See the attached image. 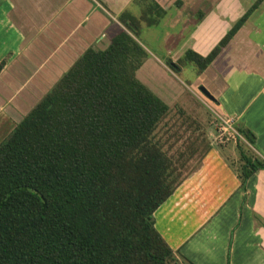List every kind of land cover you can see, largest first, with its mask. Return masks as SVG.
<instances>
[{"label": "trees", "instance_id": "obj_1", "mask_svg": "<svg viewBox=\"0 0 264 264\" xmlns=\"http://www.w3.org/2000/svg\"><path fill=\"white\" fill-rule=\"evenodd\" d=\"M261 2L206 56L187 50L166 65L202 73ZM118 21L124 30L104 50L87 49L0 142V264H190L158 233L153 214L198 148L181 161L163 149L158 131L171 108L136 78L148 57L140 23L127 13ZM237 131L254 144L251 132ZM241 145L244 188L264 159Z\"/></svg>", "mask_w": 264, "mask_h": 264}, {"label": "crops", "instance_id": "obj_2", "mask_svg": "<svg viewBox=\"0 0 264 264\" xmlns=\"http://www.w3.org/2000/svg\"><path fill=\"white\" fill-rule=\"evenodd\" d=\"M255 1L0 0V142L87 49L104 50L124 30L121 14L141 29L168 20L174 30L162 41L175 64L187 50L206 56ZM137 40L148 54L138 81L169 108L187 107L188 95L198 99L195 90L205 88L208 105L251 132L248 147L264 159V0L206 70L179 66L195 69L191 84ZM236 148L210 147L153 214L180 261L264 264V170L242 188Z\"/></svg>", "mask_w": 264, "mask_h": 264}, {"label": "rangeland", "instance_id": "obj_3", "mask_svg": "<svg viewBox=\"0 0 264 264\" xmlns=\"http://www.w3.org/2000/svg\"><path fill=\"white\" fill-rule=\"evenodd\" d=\"M209 2L212 0H208ZM207 2V3H209ZM168 20H161L159 24L151 27L141 29L137 38L150 51L159 55L160 59L167 61L166 44L162 41L166 33L173 32L172 26L167 23ZM152 34V36H148ZM154 36L157 39H154ZM195 74V69L191 65H186L182 72H178L176 77L183 83L191 84ZM198 99L192 95H188L189 102L187 107L173 106L170 109L167 119L160 125L158 137H160L163 149L166 150L176 161H181L179 155L183 152L189 153L192 145L198 148L197 153L185 165L184 170L191 168L200 158L206 146L216 147L222 149L224 147L234 145L231 138L229 141L220 143L219 136V122L216 120L212 111L206 107L210 103L199 91L195 90ZM211 106V105H210ZM213 106V105H212ZM241 146L247 148L249 152H254L248 146ZM226 152V150L224 149ZM227 154V153H226ZM184 156L183 158H185ZM239 165H235L236 171L239 172ZM184 172V171H183ZM182 264V263H181Z\"/></svg>", "mask_w": 264, "mask_h": 264}, {"label": "built area", "instance_id": "obj_4", "mask_svg": "<svg viewBox=\"0 0 264 264\" xmlns=\"http://www.w3.org/2000/svg\"><path fill=\"white\" fill-rule=\"evenodd\" d=\"M95 1V0H92ZM208 109H210L215 116L216 120L219 122V136L218 140L220 143H224L225 141H229V138L233 140L234 143L240 142L246 146L249 144L243 138V136L237 131L235 128V119L232 117H225L220 112H218L214 106L207 105Z\"/></svg>", "mask_w": 264, "mask_h": 264}, {"label": "water", "instance_id": "obj_5", "mask_svg": "<svg viewBox=\"0 0 264 264\" xmlns=\"http://www.w3.org/2000/svg\"><path fill=\"white\" fill-rule=\"evenodd\" d=\"M198 91L210 102H214V98L211 96V94L203 87H199Z\"/></svg>", "mask_w": 264, "mask_h": 264}]
</instances>
